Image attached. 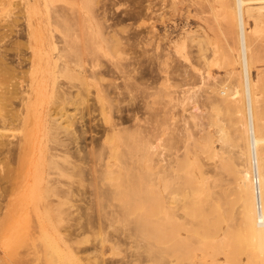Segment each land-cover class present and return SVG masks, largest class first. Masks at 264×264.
<instances>
[{"label": "bare ground", "instance_id": "6f19581e", "mask_svg": "<svg viewBox=\"0 0 264 264\" xmlns=\"http://www.w3.org/2000/svg\"><path fill=\"white\" fill-rule=\"evenodd\" d=\"M56 1L58 2L59 0H44V5L46 7L45 15L38 16L36 14V20H34L35 16H32L33 14L38 13L37 10L42 4L41 1H23L22 13L27 20V26L24 24L26 29L23 27L25 29V34L23 32V35L25 37L26 46L31 49V53L28 55V62H26L27 64L25 65L26 69L22 68L24 66H18L19 64L17 67L16 64L19 62V59L15 62V58H13L10 62L14 61L12 64L18 69L21 68V70L19 69L18 71L17 68L14 69V66L9 62L11 58L9 60L7 59L8 61L5 60V55L6 58H9L7 57V54L4 55V53H6L5 50L0 51V217L3 216V221L5 220V217L11 218L12 215L15 216L17 213L35 215L38 222H35L37 224L34 225L33 229L41 232L45 227L40 221L41 215H44V217L46 216L51 220L52 216L55 214L60 215L63 219H71L73 217L76 218L78 215L82 216L86 213L88 217L89 215L91 216L88 218L89 226L85 223L87 222V217H82L86 219V221L84 219L85 222L82 219L78 220L76 218V221L78 222H74L77 224L80 223L79 225L84 223V225L82 224L81 227L69 230V232L73 231L72 233H75L74 231L76 229H80V231L83 232L86 231L87 227L89 230L90 225L95 226L97 224H92L93 220L91 219H95V217L92 216H95L96 212L91 211L93 215L89 214V207L82 209L79 206L80 204L76 206L74 203L68 202V200L72 198L73 195L75 196V194L82 196V198L87 196V190H84L83 187L80 189L77 188L78 191L75 190L74 181L78 179L82 186H93V182L97 180L96 173H99L98 171H103V174L105 175L109 173L111 169L116 167L117 171L120 169L119 167H121L120 172L124 169L122 177L124 182H121H123L124 185V190L122 191L126 199L138 200L139 198V200H142L145 196H143V198L141 197L143 189L140 188L145 184V177L148 173H152L150 177L154 176V178H150V180L154 179L152 180L153 182H157L158 177L156 176L159 174L161 175H159V177L162 178V180H168L169 175L171 178L172 175L176 173L174 169L181 167L180 165L179 167L178 164L182 162V159L186 154L191 151L192 145H195L190 143H194V140L196 139L201 140L205 136L209 138V141L206 144L207 150L209 147L211 151L213 149L215 151V148L217 147H215V144L213 145V135L214 137H218L219 132L222 136L228 134L224 130L226 129V127H224L226 123H224L223 126L222 119H220L221 111H219V106L217 107L219 108V110L217 109V112L219 111L220 115L217 114V120L220 119V126L218 125V121L214 119L215 114L213 116L214 118L211 117V114H213L214 111L209 114L210 116L207 115V113L201 112V109H199L201 107L198 104L200 101L197 98L198 96L196 97V93L194 95V92H192L193 94L191 95L192 97L197 98L196 102L199 106L194 109L189 107L191 106V102L189 100L187 102L186 99L191 97V95L188 96L190 90H195L196 92L198 90H205L207 91V94L205 93V99H202L203 102L206 101L205 104L209 103L210 106H214V108L218 104H220V106H228L236 112L238 124H236L235 130L239 132V136L237 137L239 139L242 138L245 142L243 143L244 147L238 156L242 161L239 163L240 166L237 168L238 171H235L238 180L236 184L238 183L237 187L239 186L238 192L241 199V212L245 227L249 234L259 240L263 246L264 146L261 145V143L264 140V137L259 136L258 129L264 125V121H262L264 118H261L264 117V111H261L264 110V85L258 92L256 86L258 85L259 79L254 78L251 73V63H253V60L252 54L249 51L250 46L248 37L250 32L247 31L248 29L246 28L245 13L247 11H253L254 9H256L255 11L259 10L263 18L261 15L259 16H261L264 21V0H235L236 28L234 31V37L239 43L237 46V60L241 63L242 67L240 72L236 71V73L240 75H238V77H240L242 82L233 86L226 83L228 80L225 79L227 80L225 82L224 78L222 79V76L220 78L219 73L215 72V70L209 66L212 60H210V62L207 61L209 67H204L202 63L200 64L201 60H199V53L203 55L205 52H203V50H199V52L192 50V45L196 42L199 43L203 35H200L198 30L193 29L192 26L183 29L181 32L182 35L178 38H172L169 37L170 34L168 32L163 33L162 36H158L159 30L156 28L157 26H155L156 24L153 21L149 25L148 31L151 33L150 35L147 34L142 39L136 37L131 40L129 36L125 38L120 36L122 32H119L120 34L118 33V28L120 27L116 24L115 26H117V28H114L113 24L104 27L101 26V21L103 19L100 18L99 20L98 17H103L100 15H103L105 12V14H107V10L104 13L102 11L103 14H100L101 11L100 13L98 11L100 15H97L98 13L95 11L96 8H94L97 6H93L96 0H62L66 2V4H63V2L61 5H58ZM98 2L101 1L98 0ZM79 3H82V5ZM96 5H99V3ZM103 10L105 9L103 8ZM93 11L96 12V14ZM104 18V21L109 20L106 19L108 18V15ZM103 24H105V22ZM94 25H96L97 29ZM205 31L207 30H203V33H205ZM1 32L3 33V31ZM1 32L0 34H2ZM153 37L156 39L154 38L155 40H153ZM22 39L21 41L24 40ZM160 40H163L165 44H162ZM21 41L18 42L20 43ZM151 41L153 42L152 44H154V48L151 47L152 50L147 48V45L151 44ZM20 44L23 45L25 43L23 41ZM201 51L203 53H201ZM2 52L3 54H1ZM174 52L177 54L176 56L180 55L182 57V59L179 58L180 61L178 59L180 62L178 63V66L172 65L168 62V59L174 54ZM103 57L106 58L102 59ZM208 57L211 56L208 55ZM22 59L24 58H21L20 60ZM214 59L213 61H215ZM22 61H20V63ZM105 61H108V63L106 62L105 68L98 70V67L102 68V66L105 65ZM204 64H206V62ZM259 69V75L257 72L258 77L260 74L264 75V67ZM14 71H17L16 75L21 72L18 76H20L21 79L23 78V80L19 79V81H17L16 76H13L16 78V81H14V79L12 80L13 77L11 75ZM234 72V70H231L229 73L231 75ZM25 74L27 77H25ZM64 76L68 80L61 78ZM74 80H77L78 82L76 83ZM12 81H14L15 84ZM177 85L178 88H181L182 86L186 87L182 88L183 90L181 89L179 91L181 93H178V95L175 94V91L173 90ZM199 98L201 100V97ZM97 99L108 105V110L105 115H102L105 124L101 125L104 122L100 123L99 128L95 124V126H91V120H93L94 117L90 118V122L85 119L87 121L82 123L77 129L76 126H74L77 122V118H80L81 120L82 118L79 116L76 118L78 113L71 110L70 106L75 105L77 101H80V103L88 102L89 105H85V109L90 110L88 112L86 110L84 111L95 116L96 114L93 115V111H97V108H95L96 106L98 107V104L96 105ZM159 99H162V101ZM185 100L187 103H185ZM203 102H200V104L202 103L203 105ZM68 104L71 105L69 106ZM77 104L76 107L78 106ZM185 104H188V109H185L187 107ZM44 105H47V110ZM76 107H73L72 109L76 110ZM211 107L209 109H211ZM33 108L38 111L36 112L38 114L36 118H42V126H40L41 122L38 121V118L36 120L34 115L31 116L35 118V122L33 121L34 118L31 119L32 121L30 123L25 122L26 118L30 115L29 112L31 109L33 112ZM177 108L179 109L177 110ZM206 109V112H208V105ZM259 111H261L263 115L261 112L259 114ZM209 112L211 111L209 110ZM204 114H206L209 117L208 118L205 115L207 119L213 123L207 124L206 119V121L204 120L206 125L204 124L203 126L202 122L199 120L202 118L205 119V116L203 117ZM227 114L231 115V113ZM84 115L83 112L82 117ZM190 120H194L193 122L196 123V125L194 124L195 128L192 125H189ZM214 120L217 122V126H219L217 129L218 131L216 132L218 133L216 134L217 136H215V133H213L210 128L213 124L215 126L214 130L217 128ZM36 121H38L37 124H35ZM199 122L205 131H203V135L200 134L197 138L195 137V134L198 132L195 133L192 131L198 128L196 131L199 130L202 132L201 130H203V128L200 129ZM29 124H32V133L26 130L28 126L29 128L31 127ZM70 125L72 128L74 126V129H71ZM13 126H19V128H21V131L19 130L21 134L18 135V138L15 141L8 138V134L6 133V130H10V127L12 128ZM67 126L70 128H68L70 131L67 129ZM226 126H228V124ZM190 128H192V130H190ZM64 129L67 130L64 131ZM67 131H69L70 134L66 135ZM92 131H95L99 135L94 138L91 134L92 139L91 142L88 143L85 139L87 138V133ZM64 132L66 133L64 134L66 137L61 135ZM32 136L34 137L33 140ZM228 136H230V134ZM228 136L223 137L224 141L219 138V141L221 140L224 142L221 143V146L222 144H225V142L226 144L233 142V138H229ZM191 138L193 139V142H191ZM238 138L235 137V141H237ZM228 139H230V141ZM82 141H85L84 145L81 144V146H79V143H82ZM35 142H37L38 145L35 144ZM74 142L79 145L77 144V146ZM71 143H74L73 145L75 147L77 146V148H73V150V145H70ZM91 143H95V145H92ZM204 144L205 143L202 144L203 147ZM189 145H191V147H189ZM203 147H200V150L202 148V150L205 149V151H207L206 147ZM189 148L191 149L189 150ZM210 150L209 153L211 152ZM224 159L222 162L219 161V166L221 167L219 169L223 168L222 170H225L230 168L229 166L232 163L230 164V161L228 162L229 159H225L224 162ZM219 160H221V158ZM61 161H65V163L60 164ZM30 163L33 164V168L35 167L34 169L36 171L34 169H28V167L31 166ZM37 165H40V167L42 166V168ZM225 165H228V167L226 166L225 168ZM234 165H236L235 162L233 163V166ZM97 166L102 167L101 170L100 168L97 169ZM143 166L144 169L142 168ZM235 167L236 166H234V168ZM182 171L179 173L178 177H180ZM112 172L113 171L109 174H112ZM115 172H113V174L116 176L117 172ZM63 176H67L69 180H62ZM118 176L120 175H117V177ZM174 176L175 175H173L172 179ZM100 177L102 178V176ZM100 177H98V179L102 180L103 178L101 179ZM178 177L175 176V178ZM204 177L206 176L204 175ZM210 177L212 176L210 175ZM208 179H205L203 182H206ZM100 180L98 181L100 182ZM152 181L147 183H152ZM4 182L7 184H4ZM95 186L96 185L94 184L93 187ZM160 197L158 198L160 199ZM163 197L164 196H162V198ZM84 198L86 199V197ZM17 202L18 204H16ZM126 204H128V202ZM86 205L84 204V206ZM111 208H114L112 210L114 211V215H112L111 209L110 213L105 214L108 216L111 214L113 217H118L119 214H116L117 216L115 215V212L117 213L118 211H116L118 207L115 208L114 206H111ZM122 208L118 212L122 213L125 210ZM19 216L22 215H18V217ZM120 216L121 215H119V217ZM2 218L0 220H2ZM100 223L101 222L98 224ZM137 223H139L137 228L143 226L142 221L138 220ZM50 224H52V228L55 226L53 222ZM93 226H91V228ZM223 235L225 236V234ZM218 241H221L220 238ZM62 251L67 254L66 256H68L69 259H76L78 262H76L77 264H86L85 262L92 259L90 256L91 252L83 254V250L79 251V249L77 250L72 246H68L66 251H64V249L61 250V252ZM94 251L96 253V250ZM41 252L40 250L35 249L31 253L33 254L32 256L28 254V257H21L19 255L17 262L14 264H40L43 259ZM137 255L139 254L136 253V256ZM2 257L0 256V264H4V259ZM101 258H98V260H101V262L99 260L100 263L98 264L124 263H117L114 261L105 262L104 258ZM131 258L133 259L134 257ZM86 259L87 261L84 262ZM64 260L65 259H63V261ZM133 261L136 262V258L129 263L134 264ZM218 261L219 259H217V262ZM218 264H220V261Z\"/></svg>", "mask_w": 264, "mask_h": 264}, {"label": "rangeland", "instance_id": "374dc122", "mask_svg": "<svg viewBox=\"0 0 264 264\" xmlns=\"http://www.w3.org/2000/svg\"><path fill=\"white\" fill-rule=\"evenodd\" d=\"M23 1L24 0H0V27H1L0 30L3 31V33L6 30L4 34L0 31L2 33L0 34V51L5 50L6 53H4V55L7 54L8 55L7 57H9V58H6V55H5L6 61H8L11 58L9 60L10 62L12 61L13 58H15V62H17V59H19L18 60L19 62H17L16 66L19 64L18 66L20 67L24 66L22 68L26 69L25 65L27 64L26 62H28V55H30L31 49L28 46H26L25 37L23 35V32L25 34V29H26L25 25L27 24L26 17L23 16V13H22ZM40 1L42 4L38 7V10H37L38 13H35L32 16V17L35 16L34 20L37 19V15L38 16L45 15V12H46L44 0H40ZM96 1L95 3L96 4L99 3V5H96L94 3L93 6L94 5L97 6V7H94L96 8L95 11L97 13L98 11L99 13L101 11L100 14H103L107 10V14H105L106 12L104 13L105 15L104 14L100 15L99 13L97 14V15L103 16V17H98L99 20L100 18L103 19V20L101 19L102 24L105 22V24L103 25L101 24V26L104 27V26H109V24L110 25L113 24L114 28L115 27L117 28V26L120 27L118 28V33L122 32L120 36H122L123 38L129 36L131 40L132 38H136V37L137 38L139 37L142 39L147 34L150 35L151 33H149L148 31L149 25L153 21L156 24L155 26H157L156 28L159 30L158 36H162L163 33L168 32L170 34V35L168 34L169 37H172V38H178L179 36L182 35L181 32L183 29H187L192 26L193 29L198 30L200 35H203L199 43L196 42V43H193L192 45V48H193L192 50H195L197 52H199V50H203V52H205L203 55L199 53L200 55L199 60H201L200 64L202 63L204 67L211 66L212 69L215 70V72L219 73L220 78L222 76V79L224 78L225 82L228 80V82L226 83L230 84L231 86L242 82L240 77H238L239 74L236 73V71L240 72L242 67H241V63H239V61L237 60V57H238L237 56L238 55L237 46L239 45V43L234 37V31L236 28L235 0H100L101 2H98V0ZM63 2L64 1L62 0H59L58 2L56 1L58 5L59 4L61 5ZM63 4H66V2H64ZM79 4L82 5V3H79ZM103 8L105 10H103ZM255 10L256 9H254L253 11L252 10L247 11L245 13V19H246L245 22H246V28L248 29L247 31L250 32L249 37H248L249 39L248 38L247 39H248L249 46H250L249 51L252 54V60H253V63H251V73L253 74L252 76L254 78L259 79L258 85L256 86L259 92V89H261L262 86L264 85V82H263L264 75L260 74V76L258 77L259 75L258 71L260 70L259 68L264 67V23H263L264 21L262 19L263 16L261 12L259 10L257 11ZM96 12L94 13L96 14ZM106 15H108V18H106V19H109L108 21L106 20L104 21L105 19L104 17ZM259 15H261L262 18ZM24 19L26 20V23ZM115 24L117 26H115ZM94 26L97 29L96 25ZM121 28H122V31H121ZM203 30H207V31L203 33ZM22 35L24 38L22 37ZM154 38L155 37H153V40L156 39ZM21 39L24 41L25 44L23 45L20 44L21 42H23L21 41ZM18 41H21V42L19 43ZM152 43L153 42L151 41V44L147 45V48L150 50L154 48L153 47L154 44ZM161 43L162 44L164 43L163 40L161 41ZM3 52L1 54H3ZM203 52L201 51V53ZM176 55L177 54H175L174 52V54H172L170 57L171 59L170 58L168 59V62L172 65L178 66L179 65L178 63H180L179 58L182 59V57L180 55L178 56ZM208 55L211 57H208ZM21 58H24L22 60H26V61L20 60ZM105 58L106 57H103L102 59H105ZM212 58L213 59L215 58L214 59L215 61H213ZM210 60H212L211 61L212 63L210 62ZM20 61H22L23 63L21 62L22 63L21 64ZM207 61L210 62L209 66H208ZM9 62H8L9 65L11 63V65L14 66V64H12L14 61L10 63ZM106 62L108 63V61H105V65H103L104 67L101 65L102 68L98 67L97 69L101 70L105 68ZM205 62L206 64H204ZM17 67L14 66L13 68L15 69ZM19 69L21 70V68ZM229 70L235 71L233 74H231L232 76L230 75ZM257 72H258V75H257ZM16 74H17V71H14L12 72L11 76L12 77L16 76L17 81H19V79L23 80V78L21 79L20 76ZM28 75L30 74L28 73ZM25 77H27V75ZM16 78L13 77L12 80L14 79V81H16L15 80ZM61 78L67 79L65 76ZM14 81L12 82L15 84ZM74 81L76 83L78 82L77 80H74ZM182 88H186V87L182 86L181 88L180 87L178 88V85H177L175 86V89L173 90L175 91V94L178 95V93H181L179 91ZM198 91L196 92L195 90L193 91L190 90V92L188 93L189 94L188 96H190L191 94H193L192 92H194V95L196 93V97L198 96L197 98L199 99V101L203 102L202 99L203 98L205 99L204 94L205 93L207 94V91L205 90H202L199 92ZM196 97H192L191 95L189 99H186L187 102L188 100L191 102L190 103L191 106L189 107L191 109H194L200 105L201 108L199 109H201V112L207 113V115H209L210 113H212V111H214L213 114H211V117H213L215 114V118L213 117L215 120L218 119L217 114L218 115L221 114L220 116L222 118L220 117V119H222V125L224 126V123H226L224 126L226 127V129L224 130L226 131V133H228V134H224L223 132V134L225 137L230 134L231 137L230 136L228 137L233 138V142L235 143V145L233 142H230L232 145L230 143L226 144L225 142L226 145L222 144L221 146V143H224V142H222L221 140L220 142L219 138L223 140L224 136H222V134L220 135V132L219 134L216 133L218 131L217 129L220 126L219 125L220 119L217 120L219 126H217V122L214 120V123H216L215 125L217 128H215L214 130V127H215L214 124L213 126H210V125L209 126L212 132L215 133V136H217L216 134H218V137H214L213 135V138H212L213 145L215 144V147H217L215 148V151L214 149L211 151L209 147L207 150L206 144L209 141L208 137L204 136L203 137L204 139L202 138L203 140H206V141H203L202 139L194 140V143H190V144H195V145L194 146L192 145V147L191 145H189V147L192 148V149L189 148V150L191 149V151H189L191 155L187 151L188 153L182 159L184 162L182 161L178 164V166L180 165L181 167L179 166L180 168L174 169L176 173L173 172L174 173L173 175L177 177L179 176V173H181V171L183 170L182 174H180V177L175 178L174 176V178L172 179L173 175L171 174L172 177L170 178V175H169L168 177L169 179L164 181L162 180V178L159 177L160 174L159 175L156 174L157 176L156 175L155 176L158 177L157 182H153L152 180L154 179L150 180V178H154V176L150 177L152 173L151 174L148 173L147 176L145 174L146 176L145 184H143V186L140 188V189H143L141 197L143 198V196H145L142 200H139V198L138 200H134V199L127 200L126 197L124 196L123 191H122L124 190L123 188L124 179L122 178L124 169L122 172H120L121 167H119L120 169H118V171L116 170L117 167L114 169H111V171L117 172L116 176L115 174H113V172L112 174H109L111 171L105 175L103 174V171L102 172L98 171L99 173H96L97 172L96 171L95 173L97 175V180H96L97 183L95 181L92 184L93 186L95 184L96 185L95 187L91 185L82 186L80 185V182L78 181V179H76L74 181L75 190L78 191L77 188L80 189L82 187L84 190H87V194H86L87 196H84L86 197V199L84 197L82 198V196H79L78 194H75V196L73 195L72 198L68 200V202L69 203L72 202L76 206L80 204L79 206L82 209L89 207L88 209L89 214H92L91 211L96 212L95 216L92 214L93 215L92 217H95V219L91 218L93 220V221L91 220L92 224L94 223L98 224L99 222H101L100 224L98 225L96 224L95 226L90 225L89 230L87 227L86 231H83V232H81L80 229L79 230L76 229L74 232L77 234L72 233L73 231L69 232V230H72L77 227H81L82 224L84 225V223H82L81 221L82 220L84 221L86 217H87V222H85L86 219L84 222L88 224V220H89L88 218L91 217L90 215L88 217L85 213L82 216H79V215L76 216L78 220L82 219L80 221L82 223L81 225H79L80 223L79 224L76 223L78 221H76L77 219L75 217L71 219L69 218L63 219L61 218L60 215L55 214L52 216L53 219L51 218L52 220L51 221L46 216L44 217V215H41L40 221L42 222V225L45 226L43 231L41 232L35 231L33 229L34 225L37 224L35 222H38V219L35 215H31V214L26 215V213L25 214L17 213V215L15 216L12 215L11 218L5 217L4 221H3L4 218H2L3 216L0 217V219L2 218V220H0V256L1 257L3 256L2 257L4 259L3 263L4 264H14L15 262H17L19 255L21 257L27 256L28 254L32 256L33 254L31 253L35 249H38L40 250V252L42 251L41 253L43 255V259L41 260L40 264H64V263L65 264H72V263L77 264L78 262L76 261V259H73L71 257H70L71 259H69V257L66 256L67 254H65V252L63 251L61 252V250L63 249L64 251H66L68 246H72L76 248L77 250L79 249V251L86 250L84 252L82 251L83 254H87L88 252H91L90 256L93 260L92 259L89 260L87 258L89 261H87V259L84 260V262L85 261L88 262V263L85 262L86 264H89L91 262L93 264L100 263L101 260L99 259L100 260L99 262L98 260L99 257L100 258L103 257L105 262H109V261H114L117 263L124 262L122 264H128L131 260L135 258H136V262L133 261L134 264H218L219 261H220V264H264V244L262 246L259 240L255 239L254 237L251 236V234H249L247 228L245 227V223H244L242 212H241V199H240V195L238 192L239 186L237 187L238 183L236 184L238 180H237V174H235V171H238L237 168H239L238 167L240 166L239 163H241L242 161L238 156L240 155L242 148L244 147L243 143L245 142L242 138L239 139L237 137L239 136V132L235 130L236 129L235 126L236 124H238L237 122L238 118L236 116V112L235 110H232L228 106H224V105L220 106V104L216 105L215 106L216 109H215L214 106L211 107L209 103L205 104L206 101L203 102L204 106L202 105V103L200 104V102L198 103L199 105H197ZM199 97H201V100ZM159 100L162 101V99H159ZM186 100H185V103H187ZM97 101L98 99L96 100V105L98 104V107L97 106L95 107L97 108V111L96 110H95L96 112L93 111V115L96 114L95 116H92V114H88L84 111L86 110L88 112L90 110V109L88 110L85 109V105L86 106L89 105L88 102L80 103V101L79 102L77 101L76 102V104L78 103L77 107L75 103H74L75 105H72V106H70L71 104L70 105L68 104L71 110H73L75 113L76 112L78 113V115H76V118L78 116L82 118V120L80 118L79 119L77 118V122L74 125L76 126L77 129L85 121L88 120V122H90L89 121L90 118L95 117L93 120H91V126L97 125V127L99 128L100 123L104 122L102 115H105L106 111L108 110L107 109L108 105L103 103L100 100L99 101L102 103L99 104L100 102L99 101L97 102ZM100 105H102L103 107ZM207 105H208V112H206ZM44 106H45V109L47 110L48 108L47 105H44ZM99 106H100V109H99ZM185 106H187L185 109H188V104L187 105L185 104ZM218 106L220 107V110L219 108H217ZM73 107L74 108L76 107L77 109L74 110L72 109ZM210 107L211 109H209ZM178 109L179 108H177V110ZM213 109H215L216 111ZM217 109L221 111L220 114H219V111L217 112ZM35 110L36 109L33 108V112H32V109H31V111L29 112L30 117L28 116L25 120L26 123H30L32 121L31 119H33L34 117L36 118V116L38 115L36 112L38 111L37 110L35 111ZM100 110L102 113L100 112ZM209 110L211 112H209ZM222 110L223 111L225 110L224 113ZM261 111H264V110H261ZM261 111H259V114ZM83 112L85 114L83 117L86 116L87 118L82 117ZM227 113H231L233 119L231 118V115L229 114L230 115L229 116ZM261 114L263 115L262 112ZM31 115H34V117ZM205 115L206 114H204L203 117ZM206 116L204 117L205 119L202 118L200 120L199 119H195V120H199L200 122H202L203 126L206 122L207 124L213 123V122H210L207 119L208 116L207 117ZM35 118L33 120L34 122H35ZM37 118H38V121L43 122V120H41L42 118L41 119L39 117ZM261 118H264V117H261ZM204 120L206 122H204ZM38 121H36L35 124H37ZM191 121L192 120H190L189 125H192L194 127V124L196 125V123L193 122L194 120L192 122ZM42 122L40 123L41 125L39 124L40 126H42ZM200 122H199V125L201 128L200 127L199 128L202 129L203 126L201 125ZM104 124L105 122L101 125H104ZM227 124L231 130L229 129L228 126H226ZM29 125H31L30 127L31 129L28 126L26 130L32 133L33 132L32 124H29ZM74 126L72 128V126L70 125V128L74 129ZM17 127L13 126L12 127L13 129L10 127V130L5 129L6 133L8 134V138L13 139V141H15L18 138V135L21 134L20 132L21 128H19V126ZM68 128L69 127L67 126V129ZM192 128H190V130H192ZM67 129H64V131H66ZM196 129H194V131L192 132H195V133L198 132L197 134H195L196 135L195 137L198 138L199 137L198 135L200 134L203 135V131H205V129L203 128V130H201L202 132H200L199 130L196 131ZM69 131H67V134L64 132L61 135L63 137H66V135L70 134ZM91 134L93 135L94 138L99 135L95 131L88 132L86 136L87 138L85 139V141L88 143L91 142V139H92ZM258 134L260 137H264V125L259 127ZM235 137L238 138L237 141H235ZM33 138L34 137L32 136V140ZM192 138L195 139L194 137ZM80 139H83V138H80ZM193 139L191 140V142H193ZM197 140L202 144L205 143L204 147H206L207 151H205V149L202 150V148L200 150V147H203V145L200 144ZM228 140L230 141V139ZM85 141L84 142L82 141V143L80 142L79 143L80 145L78 143H75V142L74 143L76 145L78 144L79 146H81V144L84 145ZM197 142L200 147L198 146ZM74 143H71L70 145H73ZM35 144L38 145L37 142H35ZM93 144L95 145V143ZM223 145L226 148H224ZM261 145L264 146V140L262 141ZM77 146L75 147L73 145L72 149L77 148ZM216 149L217 151L218 150L219 151L217 152ZM209 150L211 151L210 153H209ZM190 156H192L193 158ZM223 156L225 157V159H229L228 162L230 161L229 163L230 164L232 163L231 164L232 166L234 162L236 163V165H234L236 167L234 168L233 166L234 170L232 169L231 165L229 166L230 167L229 169L228 168L225 169L226 171L222 170L223 168L219 169L221 168L219 166V163L222 162L224 159ZM232 157L234 160L232 159ZM220 158L221 160H219ZM225 159H224V162H225ZM235 160H237L238 163ZM231 161H234V162H231ZM215 162H218V163H215ZM64 163L65 161L60 162V164H64ZM37 166L40 167V165H37ZM226 166L228 167V165H225L224 167L226 168ZM34 168H33V164H31V166L28 167V169H34ZM40 168H42V166ZM99 168L101 170L102 167L97 166V169ZM142 168L144 169V166ZM107 170H110V169H107ZM39 175H40V171H39ZM117 175H120V176L117 177ZM204 175L206 177H204ZM208 175L209 177L210 175L212 177L209 178ZM100 176H102L103 179ZM66 177L67 176H63L62 180L64 181L69 180L68 177L67 178ZM98 177H100L102 180L98 179ZM213 177L217 179H214ZM118 178H120L121 180ZM202 179L203 181H205V179H208V180L206 182H203ZM98 180H100V182ZM150 181H152V183H147ZM4 184H7V183L4 182ZM88 191L90 192V194ZM162 196L164 197L162 198ZM158 197H160V199ZM86 200L88 201V203ZM127 202L128 204H126ZM83 203L87 205L84 206ZM16 204H18V202ZM111 206H114L115 208H117L116 211L117 210L120 211L122 207L125 210L124 211L122 210L123 211L122 213L118 211L117 213L115 212V215L119 214L121 216L120 217L119 215L118 217L114 216L115 217L114 218L112 216L114 215V211H112L114 208H111ZM110 209H111L112 215L109 214L110 216H108L105 213H110ZM126 212L128 213V215ZM18 215H22V216L18 217ZM82 217H85V218H82ZM138 220L143 222L142 223L143 228L142 227L137 228V225L139 224L137 223ZM49 222L50 223L53 222L55 226L52 228L51 227L52 224H50ZM75 223L77 224V226ZM91 226H93L92 227L93 229L91 228ZM32 232L33 233L35 232V233L33 234ZM223 234H225V236ZM219 238L221 241H218ZM94 250H96V253ZM135 252L139 254L140 256L139 255L136 256ZM131 257H134V258L132 259ZM63 259L65 260L63 261ZM105 259L108 261H106ZM217 259H219L218 262H217Z\"/></svg>", "mask_w": 264, "mask_h": 264}]
</instances>
